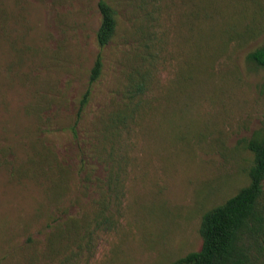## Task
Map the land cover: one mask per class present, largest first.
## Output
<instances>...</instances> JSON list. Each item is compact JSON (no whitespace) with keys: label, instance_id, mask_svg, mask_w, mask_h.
<instances>
[{"label":"rangeland","instance_id":"374dc122","mask_svg":"<svg viewBox=\"0 0 264 264\" xmlns=\"http://www.w3.org/2000/svg\"><path fill=\"white\" fill-rule=\"evenodd\" d=\"M263 47L264 0H0V264L201 251L204 216L251 182ZM244 242L264 264V229Z\"/></svg>","mask_w":264,"mask_h":264},{"label":"trees","instance_id":"16d2710c","mask_svg":"<svg viewBox=\"0 0 264 264\" xmlns=\"http://www.w3.org/2000/svg\"><path fill=\"white\" fill-rule=\"evenodd\" d=\"M100 10L103 18L97 38L100 46L105 47L117 30L116 11L106 1L100 2ZM249 59L264 67V47L252 53ZM102 67V58L99 57L92 70V83L100 78ZM245 147L254 154L249 186L204 216L201 225L204 239L202 250L172 264H255L249 249L245 247L244 236L257 234L264 229V213L258 207L263 194L264 137L249 141Z\"/></svg>","mask_w":264,"mask_h":264}]
</instances>
